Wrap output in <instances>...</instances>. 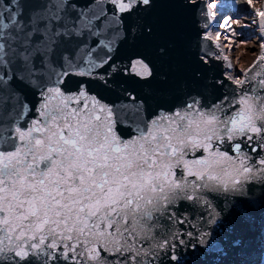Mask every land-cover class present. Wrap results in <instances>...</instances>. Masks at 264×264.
<instances>
[{
    "label": "snow or ice",
    "instance_id": "obj_1",
    "mask_svg": "<svg viewBox=\"0 0 264 264\" xmlns=\"http://www.w3.org/2000/svg\"><path fill=\"white\" fill-rule=\"evenodd\" d=\"M244 4L242 24L240 0H0V264H264ZM216 10L230 44L260 37L238 76L210 63Z\"/></svg>",
    "mask_w": 264,
    "mask_h": 264
},
{
    "label": "bare ground",
    "instance_id": "obj_2",
    "mask_svg": "<svg viewBox=\"0 0 264 264\" xmlns=\"http://www.w3.org/2000/svg\"><path fill=\"white\" fill-rule=\"evenodd\" d=\"M215 2V1H214ZM219 1H217V3H219ZM229 3L231 2L228 1ZM254 8H257V9H261V10H264V0H261L260 3L257 2V0H254ZM229 10H232L233 13H235L236 11H241V13L243 15H247L248 13V7L244 4V0H240V5H239V8L237 9L236 7H231L229 9L226 10L229 11ZM219 10H216L214 12V15H215V20H216V24H217V28H218V31L220 32V38H221V42H222V46H223V49H224V53H225V57H226V60H227V64H228V61H231L232 64H233V68L229 69V71L234 74V75H240V71H241V68H247L250 64L253 63V61L256 59V57H258L260 54H261V50H260V44L258 42V45H257V48H255L254 50L253 49H246L245 47H242V48H239V49H236V51L234 52H231L229 50V46L225 45L224 44V41L225 39H223V32H224V29H221L219 27V23L221 21V16L223 15V13L219 12ZM229 13V12H227ZM252 18V16H251ZM256 36H258L256 34ZM258 39H260V37L258 36ZM240 51H244L247 55H246V61H237V55L239 56V53Z\"/></svg>",
    "mask_w": 264,
    "mask_h": 264
},
{
    "label": "rangeland",
    "instance_id": "obj_3",
    "mask_svg": "<svg viewBox=\"0 0 264 264\" xmlns=\"http://www.w3.org/2000/svg\"><path fill=\"white\" fill-rule=\"evenodd\" d=\"M216 3H217V1H219V0H214ZM228 1H230V0H228ZM260 1L261 0H257V2H259L260 3ZM220 12V11H219ZM218 12V13H219ZM227 12H229V13H227L228 15H231L232 16V19H237V18H239L240 20H241V23L242 24H244V23H248L252 18H251V15H243L242 13H241V11H239V13H240V15L239 16H237V15H233V12H232V10H229V11H227ZM237 12V11H236ZM220 14V13H219ZM233 27H235L236 28V30H237V32H239L240 31V28H239V26H236V25H233ZM243 32L245 33V35L246 36H251V39H248V41H247V44H239V46L237 47L236 46V44H230L229 43V40L226 38V28L224 29V32H223V39H225V41H224V44L225 45H227V46H229V50L231 51V52H235L236 51V49H239V48H242V47H245L246 49L248 48V49H255V48H257V45H258V42H259V39H258V36H256V33H255V27L254 26H252L251 28H245L244 30H243ZM245 38V36H240V37H233L232 39L233 40H236L237 41V43H238V41L239 40H241V39H244ZM246 53L244 52V51H240V53H239V56L237 55V61H246Z\"/></svg>",
    "mask_w": 264,
    "mask_h": 264
},
{
    "label": "water",
    "instance_id": "obj_4",
    "mask_svg": "<svg viewBox=\"0 0 264 264\" xmlns=\"http://www.w3.org/2000/svg\"><path fill=\"white\" fill-rule=\"evenodd\" d=\"M210 30L213 33V36H215V34L219 32L215 19L211 23ZM205 46L207 47L210 53H214L218 55L219 57H221L220 59H215V60L210 61V63L214 65L215 71L220 74L229 73L230 71H229V68L227 67V60L225 57L221 38H219V40L205 41ZM221 78H223V76H221ZM225 84L227 85V87L223 88L222 92L224 94H228L231 92L233 86L227 80H225Z\"/></svg>",
    "mask_w": 264,
    "mask_h": 264
}]
</instances>
